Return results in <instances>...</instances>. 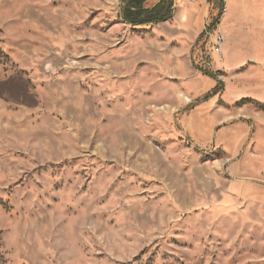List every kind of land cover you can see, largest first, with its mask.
I'll return each mask as SVG.
<instances>
[{
    "label": "rangeland",
    "instance_id": "374dc122",
    "mask_svg": "<svg viewBox=\"0 0 264 264\" xmlns=\"http://www.w3.org/2000/svg\"><path fill=\"white\" fill-rule=\"evenodd\" d=\"M175 1L0 0V264H264V0Z\"/></svg>",
    "mask_w": 264,
    "mask_h": 264
},
{
    "label": "trees",
    "instance_id": "16d2710c",
    "mask_svg": "<svg viewBox=\"0 0 264 264\" xmlns=\"http://www.w3.org/2000/svg\"><path fill=\"white\" fill-rule=\"evenodd\" d=\"M208 2H218L222 7L225 5L224 0ZM121 4L120 17L134 28L167 23L174 18L177 8L175 0H159L152 7L148 6L147 0H121Z\"/></svg>",
    "mask_w": 264,
    "mask_h": 264
},
{
    "label": "built area",
    "instance_id": "2783aa9c",
    "mask_svg": "<svg viewBox=\"0 0 264 264\" xmlns=\"http://www.w3.org/2000/svg\"><path fill=\"white\" fill-rule=\"evenodd\" d=\"M215 31H216L215 33H209L208 36L212 40L215 53L221 55L225 43V35L220 31L217 30Z\"/></svg>",
    "mask_w": 264,
    "mask_h": 264
},
{
    "label": "crops",
    "instance_id": "0c3cea01",
    "mask_svg": "<svg viewBox=\"0 0 264 264\" xmlns=\"http://www.w3.org/2000/svg\"><path fill=\"white\" fill-rule=\"evenodd\" d=\"M227 13H228V9L226 8V12H225L223 18L221 19V22L224 21V20L226 19V15H227ZM174 18H175V16H174ZM174 18H173V19H174ZM173 19H172L171 21H173ZM171 21H169V22H167V23H170Z\"/></svg>",
    "mask_w": 264,
    "mask_h": 264
}]
</instances>
